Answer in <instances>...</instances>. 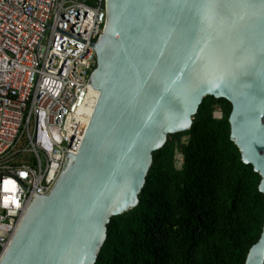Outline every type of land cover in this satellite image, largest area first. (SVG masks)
Instances as JSON below:
<instances>
[{"label": "water", "instance_id": "obj_1", "mask_svg": "<svg viewBox=\"0 0 264 264\" xmlns=\"http://www.w3.org/2000/svg\"><path fill=\"white\" fill-rule=\"evenodd\" d=\"M93 48L99 99L81 149L0 264H96L112 218L140 205L154 153L207 97L232 105L231 139L264 195V0H107ZM246 264H264V229Z\"/></svg>", "mask_w": 264, "mask_h": 264}, {"label": "built area", "instance_id": "obj_2", "mask_svg": "<svg viewBox=\"0 0 264 264\" xmlns=\"http://www.w3.org/2000/svg\"><path fill=\"white\" fill-rule=\"evenodd\" d=\"M106 20L107 0H0V262L81 149Z\"/></svg>", "mask_w": 264, "mask_h": 264}, {"label": "trees", "instance_id": "obj_3", "mask_svg": "<svg viewBox=\"0 0 264 264\" xmlns=\"http://www.w3.org/2000/svg\"><path fill=\"white\" fill-rule=\"evenodd\" d=\"M231 113L228 101L207 97L192 129L169 136L140 205L112 218L96 264H246L263 233L264 195L231 139Z\"/></svg>", "mask_w": 264, "mask_h": 264}, {"label": "rangeland", "instance_id": "obj_4", "mask_svg": "<svg viewBox=\"0 0 264 264\" xmlns=\"http://www.w3.org/2000/svg\"><path fill=\"white\" fill-rule=\"evenodd\" d=\"M221 113H222L221 110L218 108L215 112V116L218 117ZM189 139H190V137L186 136L183 138V141L185 143H187L189 141ZM183 164H184V157H183V155H181V153L178 152L177 153V168L181 170L183 167Z\"/></svg>", "mask_w": 264, "mask_h": 264}, {"label": "snow or ice", "instance_id": "obj_5", "mask_svg": "<svg viewBox=\"0 0 264 264\" xmlns=\"http://www.w3.org/2000/svg\"><path fill=\"white\" fill-rule=\"evenodd\" d=\"M206 7L211 8L212 5H207ZM5 183H6V184H12L13 182H12L11 180H8V181H6Z\"/></svg>", "mask_w": 264, "mask_h": 264}, {"label": "bare ground", "instance_id": "obj_6", "mask_svg": "<svg viewBox=\"0 0 264 264\" xmlns=\"http://www.w3.org/2000/svg\"><path fill=\"white\" fill-rule=\"evenodd\" d=\"M97 93V95L99 96V92H96Z\"/></svg>", "mask_w": 264, "mask_h": 264}]
</instances>
